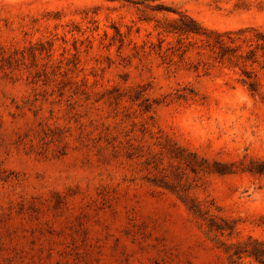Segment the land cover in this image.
I'll use <instances>...</instances> for the list:
<instances>
[{"label":"rangeland","instance_id":"1","mask_svg":"<svg viewBox=\"0 0 264 264\" xmlns=\"http://www.w3.org/2000/svg\"><path fill=\"white\" fill-rule=\"evenodd\" d=\"M255 242L264 0H0V264H259Z\"/></svg>","mask_w":264,"mask_h":264},{"label":"trees","instance_id":"2","mask_svg":"<svg viewBox=\"0 0 264 264\" xmlns=\"http://www.w3.org/2000/svg\"><path fill=\"white\" fill-rule=\"evenodd\" d=\"M192 23L194 26H197L194 22ZM179 30L186 35H200L199 30L196 27L190 28L188 26H182ZM228 36H230V34ZM229 41L233 42L234 40L229 38ZM220 42L223 43V41ZM245 252L250 254V256L253 257L259 264H264V243L255 242L253 249H247Z\"/></svg>","mask_w":264,"mask_h":264}]
</instances>
